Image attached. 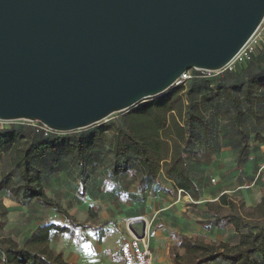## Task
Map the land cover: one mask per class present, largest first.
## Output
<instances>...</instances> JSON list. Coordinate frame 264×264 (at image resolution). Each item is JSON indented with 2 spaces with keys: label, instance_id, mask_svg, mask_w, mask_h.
I'll list each match as a JSON object with an SVG mask.
<instances>
[{
  "label": "trees",
  "instance_id": "1",
  "mask_svg": "<svg viewBox=\"0 0 264 264\" xmlns=\"http://www.w3.org/2000/svg\"><path fill=\"white\" fill-rule=\"evenodd\" d=\"M191 72L185 82L118 112L108 125H91L95 129L89 132L91 126L85 127L73 138L46 131L38 121L0 128V197L23 206L35 202L49 216L59 213L68 222L43 221L28 235L13 238L2 233L8 209L0 202V264H69L62 251L49 246L53 231L72 235L80 225L47 196L44 184L56 165L73 164L81 194L92 191L94 179L106 174L112 185L122 181L143 190L155 184L172 193L180 190L193 203L201 194L192 158L217 150L226 136L239 137L240 163L251 140L264 144V45L233 70L209 77ZM107 130L111 146L103 159L95 147ZM206 206L210 217L199 223L230 227L237 244L171 233L172 264H264V188L260 200L249 207L225 193Z\"/></svg>",
  "mask_w": 264,
  "mask_h": 264
},
{
  "label": "water",
  "instance_id": "2",
  "mask_svg": "<svg viewBox=\"0 0 264 264\" xmlns=\"http://www.w3.org/2000/svg\"><path fill=\"white\" fill-rule=\"evenodd\" d=\"M263 20L264 0H0V120L84 129L223 68Z\"/></svg>",
  "mask_w": 264,
  "mask_h": 264
},
{
  "label": "crops",
  "instance_id": "3",
  "mask_svg": "<svg viewBox=\"0 0 264 264\" xmlns=\"http://www.w3.org/2000/svg\"><path fill=\"white\" fill-rule=\"evenodd\" d=\"M234 137H221L217 150H213L212 153L203 157L191 159L190 165L193 168L195 180L199 184L201 194V198L193 203H191L193 200L188 194L173 189L172 193L161 186L157 187L155 184L146 186L143 190H138L133 183L129 185L122 183V181L118 182L119 184L115 182L112 185L113 182L106 174L97 176L94 179L93 185L95 186L92 191L87 192V195H90L87 200L93 204L98 203L101 205L108 202L107 193H113L115 199L118 197L115 201L116 208H113L110 212L114 217L124 218L125 223L132 218H144L146 221V234L154 257L153 264H157V261H166V257H163L164 260L159 259L158 254L160 251L157 249L156 253L153 246L156 245L154 243L155 239L159 240L167 237L165 230L168 228L189 237L195 235L204 240H214L219 244L227 243L230 247H234L237 244V236L236 232L234 233L230 227L213 225L207 227L199 223V221H205L210 217L206 203L219 199L221 194L225 193L232 199L240 200L245 207L254 205L262 196L260 191H263L264 188V144L251 140L246 153L241 159L243 162L240 163L238 159L239 137ZM74 180L77 184V179ZM5 206L7 207V205ZM18 206L22 209L25 208V212H31L32 217L29 214H27V217L30 216L28 217L29 223L33 222L30 224L28 232L21 234V237L31 233L46 218L60 215L57 213L49 216L46 208L40 207L35 202H31L26 206L21 204ZM92 213L94 212L92 211ZM158 222H161V224L158 225ZM60 223L68 225L67 220ZM75 228L73 227L72 235L57 231H53L50 235L49 246L51 248H53V243L59 237L62 238L61 235L64 236V239H61L62 246L57 250L53 249L62 251L64 260L69 264L120 263L119 242L117 255L114 256L106 251L103 243L104 232L101 234L93 233L89 238H83L82 241L77 243ZM123 232L119 236L128 235L125 227ZM84 242L87 245H84Z\"/></svg>",
  "mask_w": 264,
  "mask_h": 264
},
{
  "label": "rangeland",
  "instance_id": "4",
  "mask_svg": "<svg viewBox=\"0 0 264 264\" xmlns=\"http://www.w3.org/2000/svg\"><path fill=\"white\" fill-rule=\"evenodd\" d=\"M256 37L258 40V47L264 45V20L261 23V25L258 28V31L256 32ZM119 117L118 112L113 113L110 117L106 118L103 121L104 124H109L110 121H112L114 118ZM27 121V120H26ZM20 122H25L23 120H10V121H3L0 120V128L6 125H10V123L19 124ZM99 122V123H100ZM97 123V124H99ZM85 128V127H84ZM95 129V126H91L86 130V132L92 131ZM81 129H78L76 131H70V132H61L59 135L63 137L73 138L76 133H80ZM84 133V132H81ZM111 130H107L104 132L99 139H97V146L96 151L99 152V156H102L103 159L107 158L108 156V149L111 146ZM91 155V154H89ZM64 167H53L54 174L51 175V178L47 181L44 186L46 187V193L47 196L51 199L58 201L60 206L63 207L70 216H73L75 219V222L79 223L80 225L76 226V238L77 243L82 241L83 238H89L90 235L94 234H101L102 232L105 233V238L103 240V243L105 244L106 251L110 252L112 255L116 256L118 252V242L123 238L122 236H119V234H123V228L125 227L124 218H117L114 217L112 213H110L113 208H116L115 204V196L113 193H107V203H102L99 205L98 203L93 204L92 202H88L87 198H89L90 195H87V192H82L84 194H81V188H78L76 186V180H74V175L77 173L76 169H73V164H65ZM76 172V173H75ZM261 195L263 191H260ZM235 199V198H234ZM237 200V199H236ZM240 202V200H237ZM0 202L4 203V205H7L8 212L6 214V220L5 224L2 230V233H4L7 236H11L13 238L21 237V234H24L26 231L28 232V229L30 227L28 216L27 214H32L30 211L25 212V208H20L18 203L11 200L9 197L1 196ZM24 210V211H23ZM88 210V212H86ZM92 211L95 213L96 216L92 215ZM45 221H54V222H66V219L62 215H55L53 218H46ZM162 222V221H161ZM161 222H158L157 224H161ZM167 237H163L159 240H154L155 246L154 251L159 249L160 253L158 254V257L160 260H164L163 257H166V261H157V264H172L171 257L169 256V248L172 247L175 242L173 241L172 237L170 236L171 233H176L177 231L172 230L171 228H168L165 230ZM181 233V232H178ZM182 234V233H181ZM61 237L64 239V236L61 235ZM121 237V238H119ZM58 238L53 243V248L58 249L61 247V239ZM150 236V241H151ZM153 241V240H152ZM151 241V242H152ZM219 244V243H218ZM84 245H87L86 242H84ZM92 248V245L90 246ZM157 257V258H158ZM159 262V263H158Z\"/></svg>",
  "mask_w": 264,
  "mask_h": 264
},
{
  "label": "built area",
  "instance_id": "5",
  "mask_svg": "<svg viewBox=\"0 0 264 264\" xmlns=\"http://www.w3.org/2000/svg\"><path fill=\"white\" fill-rule=\"evenodd\" d=\"M261 25V24H260ZM259 28V27H258ZM246 41L241 47L242 49L221 69L210 71L205 69H193L202 74V76H212L224 71L233 70L237 65L242 64L244 61L251 58L253 53L256 50V47L259 45L256 37V32ZM191 69L186 70L182 73L181 76L177 79L176 84L183 83L186 79L192 76ZM29 121V120H27ZM34 123V121H30ZM40 127L44 128L46 131L54 132L51 129L47 128L45 125L40 123ZM129 222V221H128ZM128 222L125 224V228L128 231V235L124 236L119 244V254L121 261L119 264H153V254L150 248L149 239L147 234L143 237H137L132 231L127 228Z\"/></svg>",
  "mask_w": 264,
  "mask_h": 264
}]
</instances>
